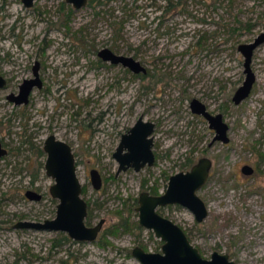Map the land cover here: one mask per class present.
Instances as JSON below:
<instances>
[{
	"label": "rangeland",
	"instance_id": "rangeland-1",
	"mask_svg": "<svg viewBox=\"0 0 264 264\" xmlns=\"http://www.w3.org/2000/svg\"><path fill=\"white\" fill-rule=\"evenodd\" d=\"M164 4L90 0L75 9L65 0H35L31 7L22 0H0V70L10 67L5 60L12 57L32 59L46 40L49 87L35 88L27 106L5 97L20 78L0 89V136L17 148L0 161V264H141L131 247L158 250L161 240L139 226V192L155 181L163 190L166 174L188 168L189 157L201 155L212 159L207 182L197 191L206 202V217L197 222L181 204L160 207L161 212L185 227L205 257L217 250L237 264H264V165L258 163L261 169L253 176L240 170L264 151V42L252 56L253 89L238 104L231 100L245 76L237 46L264 29V0H178L167 12ZM104 47L144 60L156 78H141L102 60L98 51ZM191 97L223 113L227 143L208 145L212 133L192 113ZM140 114L162 124L157 165L116 172L111 150L122 129ZM258 126L259 134H252ZM168 128L190 132L172 137ZM49 132L72 145L89 204L87 221L104 218L95 240L77 241L61 230L13 227L18 219L55 215L57 200L49 192L53 179L39 153ZM168 148L171 156L164 155ZM91 167L102 174L99 188L90 181ZM29 187L40 191L42 199H27Z\"/></svg>",
	"mask_w": 264,
	"mask_h": 264
},
{
	"label": "water",
	"instance_id": "water-1",
	"mask_svg": "<svg viewBox=\"0 0 264 264\" xmlns=\"http://www.w3.org/2000/svg\"><path fill=\"white\" fill-rule=\"evenodd\" d=\"M75 7H81L86 0H66ZM25 6L32 4L33 0H22ZM264 41V31L260 32L252 41L241 42L238 49L244 56L243 67L245 76L242 83L236 88L233 94V101L239 103L251 91L254 81V72L251 68L252 51ZM98 55L104 60L121 62L130 66L134 71L143 69L139 61L131 55L114 53L110 48L104 47L98 51ZM5 80L0 75V86ZM36 79H24L20 84L17 95L8 94L7 97L15 99L16 103L25 102L29 91ZM193 111L204 114L210 121V126L218 132L216 138L226 142L228 125L222 120L221 114L212 115L205 110L204 104L197 98L190 101ZM151 123L142 121L139 117L131 128V133L122 136L115 153L120 166L133 164L136 169L145 161H152L150 149L151 137L147 135L151 131ZM128 151L121 153L123 147ZM46 157L44 168L47 175L52 177L53 182L49 185L50 194L58 201L56 203L55 215L52 218H45L42 221L20 220L15 225L34 229L61 230L69 236L78 240H93L103 222L100 218L94 225L85 224L84 218L87 213V202L81 195L82 185L76 173L74 155L71 146L64 140L49 134L44 139ZM6 150L0 143V156ZM209 160L201 158L190 170L178 171L169 177L164 192L158 195L142 191L139 194V205L137 206L139 223L152 229L156 236H159L163 243L161 251H146L139 246L132 248V254L142 264H236L229 259L227 253L213 251L209 258L203 257L198 249L189 242L181 227L156 211V207L166 203H179L190 209L196 220L203 219L207 214L204 201L196 193L208 174ZM90 180L95 188L100 186V175L96 169L89 171ZM25 194L30 199H39L41 193L34 189H27Z\"/></svg>",
	"mask_w": 264,
	"mask_h": 264
},
{
	"label": "flooded vegetation",
	"instance_id": "flooded-vegetation-1",
	"mask_svg": "<svg viewBox=\"0 0 264 264\" xmlns=\"http://www.w3.org/2000/svg\"><path fill=\"white\" fill-rule=\"evenodd\" d=\"M34 1L35 0H33V2H32V4L31 5H29V6H26V7H31L33 4H34ZM66 1V0H65ZM90 0H86V2H85V4H87L88 2H89ZM164 1V5H165V7H164V10H166L165 12H167L168 10H170V11H172V10H174L173 8L176 6V4H177V2H178V0H163ZM67 3H69L73 8H79V7H75V6H73V4L72 3H70V2H68V1H66ZM85 4H83L82 6H84ZM81 6V7H82ZM72 7H69L68 8V12L70 13V11H72ZM64 24H66V21L64 22ZM67 25V24H66ZM262 31H264V29L263 30H261V31H259V32H257L256 34H254L253 36H252V41L254 40V38L260 33V32H262ZM251 40H249V41H251ZM249 41H246V42H249ZM264 42V41H263ZM263 42H261L260 44H262ZM46 43V40L44 41V43L43 44H41V45H37V47H36V49L34 50L35 51V57H33L32 59H31V57H30V59L28 58V55L26 56V58L25 59H20V60H18L17 58H14V57H12V59H10V60H5V61H9L8 63H10V67L9 68H7V69H4L3 68V66H1V69L2 70H0V75L4 78V80H5V82H4V84L2 85V86H0V89H6L7 88V86H8V83H9V81H13V79H16V78H20V81H18V83L15 85V86H12V87H14L13 89H11V90H9L7 93H6V95H5V97H6V99L11 103V104H13V105H16V106H19V105H24V106H27L29 103H30V99H31V93H32V91L36 88V89H43V90H46V91H48V89H49V87L47 86V81H46V77H45V70H46V68H47V64H46V60H45V57H46V55H44V48L47 46V44H45ZM260 44H258L256 47H258ZM256 47L253 49V51H252V56H253V53H254V50L256 49ZM237 48H238V46H237ZM112 50V49H111ZM239 50V49H238ZM32 51L33 50H31V53H32ZM240 51V50H239ZM30 52V51H29ZM114 52V51H113ZM241 52V51H240ZM115 53V52H114ZM117 54H121V53H117ZM127 55V54H126ZM243 55V54H242ZM132 56V55H131ZM100 57V56H99ZM244 57V56H243ZM101 58V57H100ZM135 58V57H134ZM102 59V58H101ZM135 59H137V58H135ZM158 59H160V58H158ZM25 60V61H24ZM102 60H104V59H102ZM138 61H139V63H140V65L143 67V69H141V70H139V71H134L130 66H128V65H124V64H122L121 62H113V61H111V60H109V59H107V60H105V61H108V62H110V63H114V64H121L122 66H124V67H126L127 69H130L133 73H135V74H137L139 77H141V78H144V77H146L147 75L148 76H150V77H152V78H156V75L155 74H151L149 71H148V66L146 65V63H145V61L143 60H139V59H137ZM244 60V59H243ZM252 61V60H251ZM252 68V67H251ZM252 71L254 72V70H253V68H252ZM31 78H34V79H36V81L37 82H35L34 84H33V86H32V88H31V90L29 91V94H28V96H27V100L24 102H20V103H16V100L15 99H10V98H8L7 97V95L8 94H15V95H17L18 94V92H19V90H20V84L23 82V80L24 79H31ZM243 81V80H242ZM255 81H256V75H255V72H254V81L252 82V88H251V90L253 89V87H254V84H255ZM155 82V81H154ZM242 83V82H241ZM240 83V84H241ZM239 84V85H240ZM238 85V86H239ZM237 86V87H238ZM236 87V88H237ZM236 88L233 90V92H232V95H231V100L233 101V99H232V97H233V94H234V91L236 90ZM251 92V91H250ZM250 94V93H249ZM248 94V95H249ZM247 97V96H246ZM245 97V98H246ZM193 98H197V97H191L190 98V100H189V107H190V109H191V111H192V113H194V114H196V116H200V117H202V119L203 120H205L207 123H208V130L212 133L211 135V138H210V140L208 141V145H212L214 142H223V143H227L228 141H229V136H228V129H229V125H228V123L224 120V116H223V113L221 112V111H212L209 107H208V105L205 103V102H203V101H201L199 98H197V99H199L203 104H204V106H205V110L207 111V112H209L210 114H212V115H216V114H221L222 115V120L223 121H225L226 123H227V125H228V128H227V132H226V135H227V137H228V140L226 141V142H224V141H222L221 139H219V138H216V136H217V134H218V132L216 131V129L214 128V127H212V126H210V121L208 120V118L204 115V114H202V113H198V112H195V111H193L192 110V108H191V106H190V101H191V99H193ZM244 98V99H245ZM242 101V100H241ZM240 101V102H241ZM234 102V101H233ZM235 103V102H234ZM235 104H238V103H235ZM141 118L142 119V121H146V122H150L151 123V126H150V128H151V131H150V133L147 135V137H151V145H150V149H151V151H152V154H153V157H152V161L151 162H148V161H145L143 164H141L140 166H139V168L138 169H136L135 168V166L133 165V164H125V167L124 168H119V166H120V163H119V161H118V159H117V157H116V155H115V153L117 152V147H118V145H119V143H120V140H121V138H122V136L123 135H125V134H129V133H131V128H132V126L135 124V122L137 121V119L138 118ZM25 124V123H24ZM177 125V124H176ZM161 126H162V124H159L158 123V119L156 118V120L155 119H145L144 118V116L142 115V114H140V115H138V117L130 124V125H127V126H125L123 129H122V131L120 132V134H119V137H118V142L116 143V145L114 146V148L111 150V155H112V157L117 161V168H116V172H119V171H122V170H126V169H128V168H132V169H134L135 171H138V170H140L141 168H151V167H153V166H155V165H157V162H158V160H159V156H160V154H159V151H160V146H161V137H160V132H161ZM180 127H182L181 125H180ZM260 127L261 126H258V131H254L253 130V127H252V134L254 133V134H259V132H260ZM176 128H177V126H176ZM112 127L111 128H109V130H108V132L109 133H112ZM180 129H178V131H176L174 128H168V130H167V133H170L171 135H172V137H175V136H177V135H183V134H186V135H188V132H190V131H188V130H180ZM15 133V132H14ZM49 134H54L55 135V137L56 138H59V137H57L56 136V134L54 133V132H49L48 134H46L45 135V137H47ZM261 138H264V129H263V132L261 133ZM45 137L43 138V140H42V143L40 144V146H39V150H41V154L42 155H44V157H46V151H45V149H44V139H45ZM192 138V137H191ZM258 138V135H256V137H255V139L254 140H256ZM59 139H62V138H59ZM62 140H64V139H62ZM64 141H66V140H64ZM70 146H71V148H72V145L68 142V141H66ZM0 143H1V146L6 150V152L4 153V154H2L1 156H0V161L3 159V158H5L10 152H15L16 153V149L17 148H15V147H13V146H11V145H9V143H7L4 139H3V137H1L0 136ZM30 143H31V141H30ZM263 143H264V140H263ZM128 151V148L127 147H123L122 149H121V153H125V152H127ZM72 152H73V155H74V163H75V165H76V167H77V164H76V157H75V153H74V150H73V148H72ZM258 153V155H257V157H258V159L256 158V161L255 162H252V165L250 164V163H247V162H244L243 164H241L240 165V170L243 172V173H245V174H250V173H252V176L259 170V169H261L260 167H259V164L258 163H262L263 165H264V151H258L257 152ZM167 154H169L170 156H171V154H172V149H166V150H164V155H167ZM201 158H207L208 160H209V166H208V174H207V177H206V179L204 180V182L202 183V185L198 188V189H200L203 185H204V183H206L207 182V179H208V177H209V175H210V169H211V166H212V159L211 158H209L208 156H206V155H201V156H199L196 160H192V158L191 157H189V159H188V161L186 162V164H187V166H188V168H186V169H180V170H177V171H174V172H172V173H170V174H166V179H167V182H166V184H165V187H164V189L163 190H160L159 191V185H158V183L155 181V182H153L152 184H150V185H148V190H142V191H146V192H148L149 194H155V195H158V194H161V193H163L164 192V190H165V188L167 187V184H168V180H169V177L172 175V174H174V173H176V172H178V171H187V170H190L191 168H192V166L194 165V164H196V163H198V161L201 159ZM44 160H45V158H44ZM43 166H44V162H43ZM91 169H96L97 171H98V173H99V175H100V186H101V184H102V174H101V172H100V170L98 169V168H96V167H91L90 169H89V171L91 170ZM44 170H45V168H44ZM46 173V172H45ZM89 178H90V174H89ZM91 181V180H90ZM99 186V187H100ZM253 188V187H252ZM27 189H33V188H31V187H29V188H26L25 190H24V196L27 198V199H30L26 194H25V191L27 190ZM198 189H196V193L198 194ZM35 190V189H34ZM38 191V190H37ZM142 191H140L139 192V194L142 192ZM38 192H40V191H38ZM41 193V192H40ZM139 194H138V196H137V205H136V207H135V209L137 210V206L139 205ZM81 195H82V190H81ZM198 196L202 199V197L198 194ZM53 197V196H52ZM83 197V196H82ZM255 197H256V191L254 190V189H252V201H255ZM55 198V197H54ZM84 198V197H83ZM40 199H42V193H41V197L39 198V199H30V200H40ZM85 199V198H84ZM57 200V199H56ZM86 200V199H85ZM203 200V199H202ZM58 201V200H57ZM204 201V200H203ZM257 201V200H256ZM259 201V200H258ZM86 202H87V200H86ZM204 203H205V205H206V202L204 201ZM172 204H179V203H166V204H161V205H158L157 207H156V211L158 212V213H160L161 215H163V216H165V217H167V218H169L170 220H172L173 222H175L176 224H178L180 227H181V229L183 230V232L185 233V235H186V237H187V239L189 240V242L191 243V244H193L197 249H198V251L201 253V255L203 256V257H205L203 254H202V252L200 251V249H199V247L196 245V244H194L193 242H192V240L190 239V237H189V235H188V233H187V230L185 229V227L184 226H182L179 222H177L176 220H174L173 218H171V217H169V216H167V215H165L164 213H162L161 212V210H160V207H163V206H167V205H172ZM88 202H87V213H86V216H85V218H84V221H85V224L86 225H88V226H92V225H94L95 223H89L88 221H87V217H88ZM255 208H256V206H254ZM206 208H207V206H206ZM190 210V209H189ZM138 211V210H137ZM192 212V211H191ZM193 213V212H192ZM207 214H208V209H207ZM206 214V215H207ZM193 215H194V213H193ZM206 217V216H205ZM204 217V218H205ZM52 218V217H51ZM101 218H103V217H101ZM203 218V219H204ZM45 219V218H44ZM43 219V220H44ZM194 219L196 220V218H195V215H194ZM203 219H201V220H196L197 222H200V221H202ZM20 220H32V219H18V220H16L14 223H13V227H16V228H27V227H20V226H16L15 224L18 222V221H20ZM36 221H38V220H36ZM39 221H42V220H39ZM103 222H104V218H103ZM103 222H102V224H103ZM138 223H139V216H138ZM102 224H101V227H102ZM253 225V227L255 226V223H253L252 224ZM139 226H143V227H145L144 225H142V224H140L139 223ZM101 227H100V229H99V231L101 230ZM145 228H147V227H145ZM148 230H151L152 231V233L156 236V234H155V232L152 230V229H149V228H147ZM44 230H47V229H44ZM99 231H98V233H99ZM98 233H97V235H98ZM97 235H96V237L93 239V240H95L96 238H97ZM69 236V235H68ZM69 237H71V236H69ZM156 237H158L160 240H161V244H160V246H159V248H158V250H150V249H146L145 247H143V246H141V245H137V246H139V247H141V248H143L144 250H146V251H161V245H162V243H163V240L159 237V236H156ZM71 238H73V237H71ZM74 240H77V241H89V240H78V239H75V238H73ZM92 241V240H91ZM134 246H136V245H134ZM133 246V247H134ZM133 247H131V254H132V248ZM213 251H217V250H213ZM212 251V252H213ZM211 252V253H212ZM217 252H219V251H217ZM211 253H210V255H211ZM220 253H227V252H220ZM228 254V253H227ZM133 255V254H132ZM134 256V255H133ZM228 256H229V259H233V258H231L230 257V255L228 254ZM210 257V256H209ZM209 257H207V258H209ZM234 260V259H233ZM235 261V260H234ZM140 262V261H139ZM236 262V261H235ZM141 263V262H140ZM142 264V263H141ZM236 264H237V262H236Z\"/></svg>",
	"mask_w": 264,
	"mask_h": 264
},
{
	"label": "trees",
	"instance_id": "trees-1",
	"mask_svg": "<svg viewBox=\"0 0 264 264\" xmlns=\"http://www.w3.org/2000/svg\"><path fill=\"white\" fill-rule=\"evenodd\" d=\"M39 151V150H38ZM39 153L41 154V150L39 151Z\"/></svg>",
	"mask_w": 264,
	"mask_h": 264
},
{
	"label": "bare ground",
	"instance_id": "bare-ground-1",
	"mask_svg": "<svg viewBox=\"0 0 264 264\" xmlns=\"http://www.w3.org/2000/svg\"><path fill=\"white\" fill-rule=\"evenodd\" d=\"M260 247V246H259ZM262 247H264V246H262ZM262 249V248H261Z\"/></svg>",
	"mask_w": 264,
	"mask_h": 264
}]
</instances>
